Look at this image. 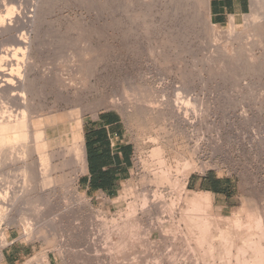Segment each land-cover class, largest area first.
I'll list each match as a JSON object with an SVG mask.
<instances>
[{
  "label": "rangeland",
  "instance_id": "1",
  "mask_svg": "<svg viewBox=\"0 0 264 264\" xmlns=\"http://www.w3.org/2000/svg\"><path fill=\"white\" fill-rule=\"evenodd\" d=\"M252 3L225 26L207 0L21 5L29 20L0 32V52L23 33L24 58L0 64L23 83L0 92V114L19 102L33 118L13 150L27 169H0L2 255L18 237L36 246L26 264H264V0ZM106 111L128 126L134 167L116 197L93 200L78 187L83 123ZM210 174L234 187L227 217L187 187Z\"/></svg>",
  "mask_w": 264,
  "mask_h": 264
},
{
  "label": "crops",
  "instance_id": "2",
  "mask_svg": "<svg viewBox=\"0 0 264 264\" xmlns=\"http://www.w3.org/2000/svg\"><path fill=\"white\" fill-rule=\"evenodd\" d=\"M207 4L215 26L241 22L253 11L252 0H207ZM83 145L85 166L79 173V189L93 200L116 197L132 177L134 167V146L123 116L106 111L84 121ZM187 187L194 194L208 196L209 206L218 216L230 215L234 197L230 180L201 175L190 177ZM18 239H13L3 251L1 264H26L27 258L35 254L36 246L23 244Z\"/></svg>",
  "mask_w": 264,
  "mask_h": 264
},
{
  "label": "bare ground",
  "instance_id": "3",
  "mask_svg": "<svg viewBox=\"0 0 264 264\" xmlns=\"http://www.w3.org/2000/svg\"><path fill=\"white\" fill-rule=\"evenodd\" d=\"M26 2V0H12V1H10V2H8V3H5V0H0V4H2L3 5V7H0V32H3V33H5V34H10L11 33V31H12V28L14 27V24L13 23H15V24H18L19 23V25L21 24V27L23 28L24 26H25V24L27 23L25 20L26 19H28L29 18V15L28 16H23V15H21L22 13H21V9H22V7L23 6H21V5H25L24 3ZM17 4H20V6H18ZM27 6V5H26ZM23 12V11H22ZM26 15V14H25ZM26 18V19H25ZM29 20V19H28ZM24 25V26H23ZM16 26V25H15ZM30 27V26H29ZM24 29V28H23ZM25 34H23L22 33V35L20 36V37H18L17 39L15 38V37H13V35H11V39H13L12 40V42L14 41V45H12L11 47L9 46V47H7L6 45V49L5 50H2L1 52H0V62H3V61H7V63L8 62H10V61H13V60H17V59H19V58H17L18 57V54H20V53H22L21 51L23 50V49H25V48H23V46H24V44L25 43H27V40H26V37L24 36ZM11 43V42H10ZM7 44V43H6ZM25 47V46H24ZM3 49V48H2ZM25 54V53H24ZM21 56H23L22 54H20ZM17 58V59H16ZM23 58H24V56H23ZM23 58H21L22 60H23ZM21 60V61H22ZM7 63H5V65L7 64ZM10 63H14V62H10ZM10 63H8V64H10ZM16 63V62H15ZM14 63V64H15ZM18 63V62H17ZM16 63V64H17ZM2 64H4V62L2 63ZM11 64V65H12ZM19 65H20V63H18ZM4 65V66H5ZM18 65V66H19ZM4 66H1V64H0V92H3L4 93V95H7V94H12V92H14V90H13V88L16 86V84H17V82L15 81V77L17 78L18 77V79L20 80V83H21V80H22V76H18L17 74L19 73V75H20V72H19V70H17V68H9V66L7 67V69L9 68V69H11L9 72L7 71V69H5L4 68ZM22 66V65H21ZM20 67V66H19ZM15 72H18V73H15ZM22 72V71H21ZM22 75V74H21ZM23 83V82H22ZM21 83V84H22ZM18 85V84H17ZM179 92V91H178ZM19 94H20V92H19ZM22 94H23V92H22ZM177 95V94H176ZM11 96V95H10ZM12 96L14 97V96H17V93H13L12 94ZM12 96H11V98H12ZM23 96V95H22ZM9 97V96H8ZM8 97L6 98V100H8ZM157 97V96H156ZM10 98V99H11ZM17 98V97H16ZM20 98H21V96H20ZM9 99V100H10ZM14 99H15V97H14ZM19 99V98H18ZM23 99V98H22ZM21 99V100H22ZM147 99V98H146ZM11 101V100H10ZM12 101H13V99H12ZM12 101L11 102H9V103H12ZM15 101V100H14ZM25 101H26V98H25ZM24 102V101H23ZM28 102V101H27ZM14 103V102H13ZM19 102H16V104H15V106L17 105V110L16 111H13L12 109H11V107L10 108H8V110L7 111H5V112H3V114L1 113L0 114V169H3V167L9 162V161H11V160H13V162H14V160H16V161H18V162H20V163H23V168L24 169H27V168H25L24 167V165L26 166V159H24L23 157L25 156V155H23V153H22V157H20V156H18V155H20V154H16V156H15V152H13V150H14V146L16 147V144H20V147H22V148H27L28 147V143H27V141L29 140L28 139V134H29V130L31 129L30 128V126H31V121L30 120H28V119H31V118H33L32 117V115L30 116V118H27L28 117V115L26 114V113H28V111L31 113V111H30V109L27 111V110H25V109H23V107H21V105L20 104H18ZM21 103V102H20ZM24 103H26V102H24ZM146 103V102H145ZM152 103V102H151ZM173 103V102H172ZM6 104V103H5ZM163 104V103H162ZM14 106V107H15ZM27 106V105H26ZM8 107V106H7ZM4 108V107H3ZM23 110H22V109ZM29 107H26V109H28ZM12 110V111H11ZM15 110V109H14ZM27 111V112H25V111ZM2 111V110H1ZM15 113H17V114H15ZM29 114V113H28ZM186 115V114H185ZM35 126H36V130H37V128H38V131H39V126L36 124V122H35ZM38 126V127H37ZM30 128V129H29ZM38 131H36V132H38ZM41 131V130H40ZM39 131V132H40ZM31 132H34L33 130H31ZM30 132V133H31ZM35 134V133H34ZM38 134H40V133H38ZM33 135V134H32ZM32 135H30V136H32ZM35 144H37V141H36V143ZM40 143L38 142V145H39ZM40 146V145H39ZM18 147V146H17ZM36 147V146H35ZM81 147V146H80ZM83 147V148H82ZM81 148H82V150L84 151V145L82 146ZM43 148V147H42ZM80 148V149H81ZM19 149V148H18ZM79 149V150H80ZM16 150H17V148H16ZM19 150H22L21 148L19 149ZM18 150V153L20 152ZM24 151H26V149H23ZM81 150V151H82ZM40 150H38V152H39ZM82 151V152H83ZM17 152V151H16ZM27 152V151H26ZM30 153H32V152H30ZM84 153V152H83ZM42 154V153H41ZM27 155V154H26ZM43 155V154H42ZM42 155H41V157L39 158V160L40 159H42V160H40V161H43V162H45L47 159H44V157H42ZM38 157H39V155H38ZM47 157V156H46ZM79 157V156H78ZM28 158V157H27ZM84 158V157H83ZM85 159V158H84ZM161 159V158H160ZM82 161V160H81ZM83 163V167L85 166L84 165V163H85V161L83 160L82 161ZM28 163V162H27ZM161 163V162H160ZM161 164H163V163H161ZM7 165H9V164H7ZM45 165V164H44ZM29 166V165H28ZM46 168H48V166H46ZM23 169V170H24ZM196 169V168H195ZM79 172V171H78ZM165 175H166V173H165ZM77 176V175H76ZM163 176H164V173H163ZM50 176H48V177H46V182H51L50 181ZM3 180V179H2ZM1 179H0V205L2 204V205H4V204H10V203H12V202H10V200H11V198H10V195H9V192H8V187H7V185H6V183H3V181H2ZM53 180V179H52ZM54 181V180H53ZM5 190H7V191H5ZM10 191V190H9ZM15 198V197H14ZM206 201V206L207 205H210L209 203H210V201H209V197L208 196H206V199H205ZM13 201H14V199H13ZM14 203V202H13ZM5 206V205H4ZM12 206V205H11ZM10 207V206H9ZM209 207V206H208ZM210 208V207H209ZM6 209V207L4 208V210ZM3 210V209H2ZM199 212V211H198ZM188 218V217H187ZM4 219V218H3ZM260 219V218H259ZM9 221V220H8ZM191 222V221H190ZM255 223V222H254ZM256 223H258L257 225L258 226H260L261 225V221L260 220H257L256 221ZM237 224V223H236ZM33 224H31V223H28V225H26L27 226V228H26V230L28 231V230H30V231H33V227H35V226H32ZM192 225V224H191ZM238 225V224H237ZM243 225V224H242ZM256 225V224H255ZM207 226V225H206ZM239 226V225H238ZM237 226V227H238ZM247 226V225H246ZM257 227V226H256ZM261 229V228H260ZM212 232V231H211ZM214 236V235H213ZM219 236H222V235H218L217 236V238L219 237ZM253 236V235H252ZM257 236V235H256ZM220 238V237H219ZM218 238V239H219ZM222 238V237H221ZM220 238V239H221ZM213 240H215V239H213ZM223 240V239H222ZM263 240V239H262ZM3 241H4V239H3V237H2V239H0V245H1V242L3 243ZM216 241V240H215ZM245 241V240H244ZM242 242V241H241ZM225 243V242H224ZM253 243V242H252ZM209 244V243H208ZM253 245V244H252ZM219 246V245H218ZM245 246V245H244ZM0 247H2V245L0 246ZM208 247V246H207ZM216 247H217V245H216ZM233 248V247H232ZM235 248V247H234ZM214 249V248H213ZM249 249V248H248ZM207 250V249H206ZM218 250H219V248H218ZM246 250V249H245ZM257 250V249H256ZM222 252V251H221ZM247 253V252H246ZM262 253H263V251H262ZM244 255H245V251H244ZM256 255V254H255ZM220 256V255H219ZM224 256V255H223ZM3 259V255H2V253H1V251H0V260H2ZM257 260V259H256ZM253 261V260H252ZM239 262V261H238ZM260 262V261H259ZM262 262V261H261ZM247 264V263H246Z\"/></svg>",
  "mask_w": 264,
  "mask_h": 264
}]
</instances>
